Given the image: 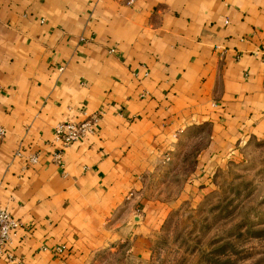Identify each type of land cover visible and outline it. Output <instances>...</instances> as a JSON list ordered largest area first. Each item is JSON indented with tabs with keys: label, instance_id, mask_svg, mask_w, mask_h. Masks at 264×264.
I'll return each mask as SVG.
<instances>
[{
	"label": "crops",
	"instance_id": "obj_1",
	"mask_svg": "<svg viewBox=\"0 0 264 264\" xmlns=\"http://www.w3.org/2000/svg\"><path fill=\"white\" fill-rule=\"evenodd\" d=\"M0 128V207L23 223L0 264L146 263L174 205L150 181L184 140L194 195L264 141V0H0Z\"/></svg>",
	"mask_w": 264,
	"mask_h": 264
},
{
	"label": "rangeland",
	"instance_id": "obj_2",
	"mask_svg": "<svg viewBox=\"0 0 264 264\" xmlns=\"http://www.w3.org/2000/svg\"><path fill=\"white\" fill-rule=\"evenodd\" d=\"M184 141L178 170L170 166L150 181L151 192L174 205L142 264H264V141L246 144L243 157L218 168L195 195L184 187L196 146ZM126 257L111 256L104 264H124Z\"/></svg>",
	"mask_w": 264,
	"mask_h": 264
},
{
	"label": "built area",
	"instance_id": "obj_3",
	"mask_svg": "<svg viewBox=\"0 0 264 264\" xmlns=\"http://www.w3.org/2000/svg\"><path fill=\"white\" fill-rule=\"evenodd\" d=\"M96 117L87 118L84 120L67 119L60 121L54 127L55 139L61 141L64 145L78 140L88 133L94 131V123ZM4 134V129L0 128V136ZM169 157V156H168ZM55 158L62 161V149L55 153ZM32 162L38 160L37 154L30 156ZM23 226L21 219L15 216L8 208L0 207V256L13 258V254L7 251L8 246L12 242V237L16 235L19 229ZM66 248L65 244L58 245L57 251H63Z\"/></svg>",
	"mask_w": 264,
	"mask_h": 264
}]
</instances>
